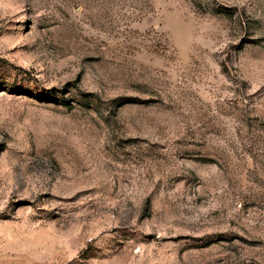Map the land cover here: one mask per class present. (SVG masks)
<instances>
[{"label":"rangeland","instance_id":"rangeland-1","mask_svg":"<svg viewBox=\"0 0 264 264\" xmlns=\"http://www.w3.org/2000/svg\"><path fill=\"white\" fill-rule=\"evenodd\" d=\"M0 264H264V0H0Z\"/></svg>","mask_w":264,"mask_h":264}]
</instances>
